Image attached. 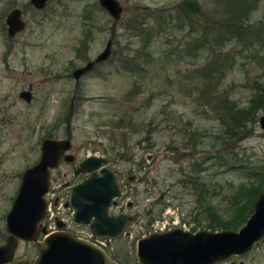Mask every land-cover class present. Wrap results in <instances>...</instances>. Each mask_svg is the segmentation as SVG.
<instances>
[{"label": "rangeland", "instance_id": "obj_1", "mask_svg": "<svg viewBox=\"0 0 264 264\" xmlns=\"http://www.w3.org/2000/svg\"><path fill=\"white\" fill-rule=\"evenodd\" d=\"M118 1L123 11L115 21L99 0H48L41 9L30 0H0V245L8 235L5 215L17 194L20 173L38 160L40 143L48 136L69 137L76 160L105 157L125 184L122 205L135 218L128 224V234L106 247L121 264L137 262L138 239L153 231L175 225L213 230L205 217L208 205L228 218L231 195L248 179V172L229 167L232 153H238L233 165L248 159L264 170V130L259 125L264 108L257 112L252 135L224 149L215 106L221 94L246 105L253 94L246 86L263 81L264 0L252 8L241 38L226 40L219 49L213 38L210 51L184 45L203 29L176 15L174 8L182 0ZM200 1L211 11L220 2L221 11L211 14L216 17L241 5L235 0ZM144 7L153 9L161 21L163 12L161 32L134 35ZM14 8L21 10L25 28L9 38L5 19ZM108 40L110 56L77 83L72 70L88 57L94 59ZM226 54L232 66L221 75L215 73L209 86L211 77L200 70L215 66L218 59L224 62ZM3 64L16 75L22 71L24 85L33 83L31 103L18 97L24 86L16 87L3 77ZM207 85L209 90L200 92ZM5 96L6 113L1 103ZM130 175L137 180L128 182ZM60 194L46 217L48 229L57 217L85 236L64 206L67 197ZM128 201L131 209L125 206ZM37 254L32 242L19 241L16 256ZM233 264H264V238L233 258Z\"/></svg>", "mask_w": 264, "mask_h": 264}, {"label": "water", "instance_id": "obj_2", "mask_svg": "<svg viewBox=\"0 0 264 264\" xmlns=\"http://www.w3.org/2000/svg\"><path fill=\"white\" fill-rule=\"evenodd\" d=\"M47 1L31 0V3L41 9ZM99 3L115 21L120 19L123 7L118 0H99ZM6 24L10 36L24 28L19 9L9 13ZM111 47L112 41L108 40L94 61L74 69L73 77L78 80L95 63L105 61L111 54ZM259 125L264 130V115L259 117ZM71 149L70 138L46 137L40 144L38 161L22 172L17 194L5 216L8 235L0 245V264H118L107 250L77 237L73 232L59 229L48 233L42 226L47 214L45 196L50 188L51 170L62 160L74 162L75 155ZM106 164L105 157L96 155L87 156L80 162L76 173L89 171L92 174L73 187L70 204L75 223L89 225L93 235L112 240L121 235L126 223L133 217L129 214H108L112 198L118 197L121 191L114 172ZM98 169L101 176H98ZM133 177H129L128 181H132ZM91 218H94L93 222ZM263 238L264 192H261L252 214L238 230L201 229L190 232L176 227L153 231L138 239L136 258L138 264H218L243 255ZM19 241L32 242L38 254L34 258L16 256Z\"/></svg>", "mask_w": 264, "mask_h": 264}, {"label": "trees", "instance_id": "obj_3", "mask_svg": "<svg viewBox=\"0 0 264 264\" xmlns=\"http://www.w3.org/2000/svg\"><path fill=\"white\" fill-rule=\"evenodd\" d=\"M235 1L237 4L241 3V5L232 7L229 10L225 9L226 12H222L219 17L212 16L211 14H218L221 11L222 7L221 4H219L220 2H217L218 5L214 6L212 11L200 0H182L179 2L174 8L176 9V15L179 18H184L194 23L193 26H200L203 29L200 35L192 37V39L189 38L184 40V45L187 48L190 45L197 47V50L204 51L208 49L210 51L212 48L211 43H214V41L216 49H219L221 43H224V41L241 38L248 26L249 14L252 8L256 6L258 0ZM143 9L145 15L134 27V35H138L144 30H146L149 36L161 32L163 28L162 22L165 18V15L162 14L163 12L160 13L162 17L161 21L158 20V16L153 9L149 7H144ZM156 19L157 22L153 23V20ZM179 26L180 28L183 27L182 24ZM88 31L91 32V30ZM213 38L214 41L212 42ZM229 55L230 54H226L224 62L218 59L215 66H206L200 70L199 74H208V76L211 77L207 83L209 86H212V82L216 80V76H214L215 73L221 75L227 68L232 66V61L228 59ZM246 87L251 88L253 91L246 105H237L232 100H229L228 96L225 94H221L215 104L220 112L219 120L223 126L222 145L224 149H227V144H236L240 140L252 135L255 124L257 123V112L261 108H264V78L262 82L255 81L253 85ZM216 88H218V86ZM199 90L200 92H206L209 90L208 85L199 88ZM237 154V152L232 153L229 161L235 163L238 159ZM232 163H230L231 165H229V167L233 168L236 166L241 173L248 172V179L246 183H241L231 195L232 211L228 218H223V216L210 205L205 207V217L208 219V224H210L209 227H215L212 228L213 230L217 229V227H220V229H237L239 225L245 224L253 212L254 203L258 195L264 191V170H261V168H263L262 164L249 161L248 159L241 160L237 165H233ZM192 179H194V184L199 181L195 175ZM202 200L203 199H199V202ZM201 212L202 211H199L198 213L199 217L203 214ZM114 257L116 258V256ZM135 264L138 263L136 262Z\"/></svg>", "mask_w": 264, "mask_h": 264}, {"label": "flooded vegetation", "instance_id": "obj_4", "mask_svg": "<svg viewBox=\"0 0 264 264\" xmlns=\"http://www.w3.org/2000/svg\"><path fill=\"white\" fill-rule=\"evenodd\" d=\"M30 2H31V0H30ZM33 5V4H32ZM34 6V5H33ZM35 7V6H34ZM36 8V7H35ZM14 9H19V8H14ZM14 9H12V10H14ZM38 9V8H37ZM11 10V11H12ZM20 10V9H19ZM10 11V12H11ZM9 12V13H10ZM9 13L7 14V16L9 15ZM20 13H21V10H20ZM7 16H6V18H7ZM21 19H22V13H21ZM23 20V19H22ZM24 21V20H23ZM24 23H25V21H24ZM5 24H6V19H5ZM24 28H25V26H24ZM23 28V29H24ZM7 29H8V26H7V24H6V31H7ZM22 29V30H23ZM22 30H20V31H18V32H16L13 36H10L9 34H8V31H7V35H8V37L9 38H13V37H15L19 32H21ZM112 41V40H111ZM88 53V52H87ZM99 54V53H98ZM97 54V55H98ZM97 55H96V57H97ZM96 57L94 58V59H90L89 57L87 58V60L84 62V64H83V66L86 64V63H88V62H90V61H94L95 59H96ZM103 62H98V63H95L93 66H92V68L90 69V70H88L87 72H85L84 74H82L80 77H79V79L80 78H82V77H85L86 75H88L89 73H91L94 69H95V67L97 66V65H101ZM4 65V64H3ZM5 67H6V69H4L3 71H4V75H3V77L6 79V80H11V81H13V82H15L16 83V87H18L20 84H21V86H24L23 88H21L20 90H19V92H18V97H19V99L20 100H23L25 103H31L32 101H33V99H34V85H33V83H31V82H29V83H27V84H25L24 85V82L22 81V71H21V74L20 75H16V70L15 69H10L9 68V66L8 65H4ZM78 67H81V66H78ZM75 68H77V67H75ZM74 68V69H75ZM74 69L72 70V72H71V75L73 76V71H74ZM36 79H37V76H36ZM79 79L78 80H76V82L78 83L79 82ZM36 83H37V80H36ZM11 97H16V96H11ZM6 99H7V97L5 96V97H3L2 98V101H1V103H4V106H2V110L6 113L7 111H8V107H7V105L5 104V102H6ZM48 137H51V136H48ZM46 138V137H45ZM67 138H69V137H67ZM44 139V138H43ZM60 139H64V138H60ZM42 142V141H41ZM41 144V143H40ZM41 152V151H40ZM86 158V157H85ZM39 159V158H38ZM84 159V158H83ZM83 159H81V160H76V156H75V160H74V162L73 163H68V162H65V161H61L59 164H58V166L57 167H55V168H53L52 170H51V176H50V188H49V191H48V193L46 194V201H47V214H46V217L48 216V212H50V210L52 211V207L53 206H56L57 204H58V200H59V198L61 197L60 195V193H62V196H66L67 197V200L65 201V203H64V206L66 207V208H68V209H70V212L72 213V218H71V220L74 222V224L76 225V226H78V227H82L85 231H86V235L85 236H83V235H80V234H77V233H75V232H73V231H71L69 228H68V222H66L65 220H62V219H58L57 217H55V219L54 220H56L55 222H54V225L53 226H49V228L50 229H48V224H47V222H46V217H45V219L43 220V222H42V226H44L45 228H46V230H47V232H53V231H57V230H63V231H69V232H73L77 237H80V238H82V239H85V240H87V241H89V242H92V243H98V244H101V243H103V245H104V247L106 248L107 247V245H109L110 244V242L111 241H113V240H115V239H112V240H109V239H106V238H101V237H98V236H95V235H93L91 232H90V230H89V225H84V224H77V223H75V221H74V214H73V212H74V210H73V207L71 206V204H70V196H71V193H72V189H73V187H75L76 185H79V184H81L82 182H84V181H86L87 179H89V177L91 176V172H89V171H81V172H79V173H76V170L79 168V164H80V162L83 160ZM38 161V160H37ZM36 161V162H37ZM35 162V163H36ZM34 163V164H35ZM34 164H32V165H34ZM32 165H30V166H32ZM30 166H28V167H30ZM28 167H26V168H28ZM106 167L108 168V169H110V170H112L113 172H114V174H115V176H116V182H117V184L120 186V195L118 196V197H114V198H112V200H111V203H110V205H109V207H108V214L110 215V216H117V215H120V214H129V215H131L130 213H128L127 211H125V207H123V205H122V195L125 193L124 192V187H125V184H123L122 182H119L118 181V176H119V174H118V172H117V170H115V169H112V168H110V166H108L107 164H106ZM25 168V169H26ZM24 169V170H25ZM23 170V171H24ZM22 171V172H23ZM97 172H98V176H101V174H100V171H99V169L98 170H96ZM22 172L20 173V180H21V174H22ZM131 176H133V175H130V176H128L127 177V181H128V178L129 177H131ZM137 180V178H136V176H134L133 177V180L132 181H128V182H134V181H136ZM58 183H60V186H57V184ZM60 192V193H59ZM55 193H57V194H55ZM55 196V197H54ZM15 199V198H14ZM14 201V200H13ZM12 204H13V202H12ZM12 206V205H11ZM125 206L126 207H128L129 209H131L132 208V206H133V204H132V202L131 201H128V202H126L125 203ZM48 208H49V210H48ZM10 209H11V207H10ZM9 209V210H10ZM57 212V211H56ZM8 213V212H7ZM6 213V214H7ZM53 214V213H52ZM6 216V215H5ZM132 217H133V219L135 218V216H133V215H131ZM57 218V219H56ZM93 219L94 218H91V222H93ZM132 219V220H133ZM132 220H130V221H132ZM130 221H128L127 223H126V226H125V228H124V230H123V232L121 233V235L119 236V237H121V236H123L124 234H128V230H127V227H128V224H129V222ZM59 223H62L63 224V226H61V227H59L58 226V224ZM5 224H6V221H5ZM173 227H180V226H173ZM242 227V226H241ZM241 227H239V228H241ZM239 228H237V229H221V230H210V231H222V230H238ZM6 230V229H5ZM199 230H201V229H189L188 231H190V232H197V231H199ZM205 230H209V229H205ZM42 237H43V235H42ZM118 238V237H117ZM111 256H112V258L116 261V262H118V264H121L115 257H114V255H112V254H110ZM235 257H238V256H233L232 258H230L229 260H227V261H224V262H220V263H218V264H233V258H235Z\"/></svg>", "mask_w": 264, "mask_h": 264}, {"label": "built area", "instance_id": "obj_5", "mask_svg": "<svg viewBox=\"0 0 264 264\" xmlns=\"http://www.w3.org/2000/svg\"><path fill=\"white\" fill-rule=\"evenodd\" d=\"M103 245V243H101Z\"/></svg>", "mask_w": 264, "mask_h": 264}]
</instances>
